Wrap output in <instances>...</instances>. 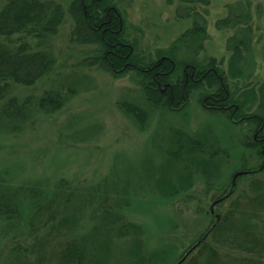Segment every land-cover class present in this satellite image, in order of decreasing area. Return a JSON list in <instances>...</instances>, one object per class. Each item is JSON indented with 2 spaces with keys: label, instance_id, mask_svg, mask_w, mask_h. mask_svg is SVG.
Listing matches in <instances>:
<instances>
[{
  "label": "rangeland",
  "instance_id": "374dc122",
  "mask_svg": "<svg viewBox=\"0 0 264 264\" xmlns=\"http://www.w3.org/2000/svg\"><path fill=\"white\" fill-rule=\"evenodd\" d=\"M52 1L61 4L66 12L58 34L51 38L56 58L54 71L34 87L13 86L9 95L35 100L52 89L67 92L72 87L77 92L60 112H33L22 132L0 134V177L7 180L8 186L22 189V202L29 215L38 213V209L30 204L28 196L40 197L43 191L62 195L60 208L55 202L47 203L49 199L41 201L39 210L42 208L45 213L36 217V224L57 211V220L48 219V223L65 226L67 241L85 245L86 255L93 262L134 264L129 248L139 238L145 243L148 264H174L210 227L213 217L236 198L220 204L230 190L232 177L244 168L256 172L263 166L260 155L242 146L245 137H253L251 126H234L226 117L210 114L192 96L181 113L157 107L146 129H141L117 107L126 100L147 106L143 99L146 95L137 84L138 76L130 72L115 77L97 66L93 58L98 46L78 44L73 38L75 23L69 8L75 0ZM186 1L117 0L118 9L125 14L127 40L136 42L137 54L155 57L157 50L170 49L193 27L196 12L207 22L205 35L190 50L178 53V59L202 65L215 59L228 73L232 56L229 39L241 33L236 29H218L216 23L228 17L229 6L241 1L251 12L253 33L242 63V75L237 79L227 75V79L232 89L264 85V0H209L208 6ZM4 2L0 0V8ZM35 42L32 41L34 48ZM199 44L201 49L195 53ZM181 131L200 139L217 140L229 156L223 163L221 178L211 188L195 171L192 188L167 200L154 187L166 181L179 187L183 182L182 167L168 154L173 135ZM259 177H264V173L241 177L239 190ZM89 196L95 197L93 202L104 206L107 203L111 208L103 210L106 214L102 216V210L95 211L92 205L96 204L90 203L87 212H77ZM123 199L129 201V206H121ZM110 209L116 212L115 217ZM68 217L70 224L59 223ZM28 219L26 216L18 222L0 223V262L13 256L11 249L16 244L21 242L23 247L31 248L35 234H45L47 227L42 226L38 232H30ZM130 224L142 227L144 238L126 232V225ZM155 252L162 253L166 262L152 258ZM26 255L31 258V254Z\"/></svg>",
  "mask_w": 264,
  "mask_h": 264
},
{
  "label": "trees",
  "instance_id": "16d2710c",
  "mask_svg": "<svg viewBox=\"0 0 264 264\" xmlns=\"http://www.w3.org/2000/svg\"><path fill=\"white\" fill-rule=\"evenodd\" d=\"M4 1L0 8V36L4 39L0 43V134L12 135L22 132L33 112L46 115L60 112L77 90L72 87L67 92L52 89L35 100L32 97L19 99L9 95L13 86L34 87L54 71L56 58L51 50V38L58 34L66 12L61 4L52 0ZM188 1L205 6L210 4L209 0ZM116 3L117 0H75L69 8V14L75 23L72 33L74 40L78 44L98 46L97 55L93 58L97 66L115 77H123L130 72L138 76L137 84L146 95L143 99L147 106L126 100L118 103V109L141 129H146L152 111L157 107L162 111L181 113L185 111L190 98L196 96L201 107L210 114L222 115L234 126L250 125L253 137L247 139L244 136L242 146L264 159V85L232 89L227 79V75L232 79L242 75V63L245 52L250 48L253 33L250 10L241 1L237 2L229 6L228 17L216 23L218 29H236L237 33H241V36L235 35L229 39L232 56L227 73L217 65L215 59H209L205 65L178 59V53L190 50L194 42L204 37L207 22L201 14L194 13L193 27L170 49L157 50L155 57H145L137 54L136 42L127 40L125 14ZM32 41H36V48ZM200 49L199 44L195 53ZM185 68L190 77L194 75V79H183ZM156 73H160L158 79H154ZM173 137L168 154L182 167L181 175H185L179 187L167 181L156 183L154 189L159 192L158 195L169 200L190 190L195 171L204 178L208 188L216 184L222 176L219 174L223 163L229 156L227 149L222 148L217 140L200 139L182 131ZM240 172L245 173L243 176L262 174L264 161L256 172L246 168ZM241 177L235 181L232 177L230 190L222 196L220 204L236 198L223 212L213 217L210 227L174 264H264V177L253 179L239 190ZM164 188L167 190L164 191ZM238 190L240 192L236 194ZM21 192L22 189L8 186L7 180L0 177V223L18 222L29 216L27 227L30 232H38L40 226L47 227V230L45 234H35V244L31 248L23 247L21 242L16 244L11 249L13 256L0 264H99L86 255L85 245L67 241L65 226L60 224L61 227H55L52 225L54 223H48V219L57 220V211L51 212L39 225L36 224V217L41 212L45 213L42 208L39 210L41 201L49 199L47 203L55 202L60 208L62 195L45 194L43 191L40 197L36 194L28 196L30 204L38 209V213L29 215L26 214ZM89 197L83 200L77 212H87L90 203L96 204L92 205L95 211L102 210V216L106 214H103V210L111 208L107 203L106 208L104 203L93 202L95 197ZM154 200L152 202H156ZM68 202L69 199L65 203ZM122 205L129 206V201L121 200ZM69 220V217L64 218L59 223L68 225ZM125 230L144 238L145 233L139 225H126ZM129 249L134 264H148L143 239L136 238ZM26 254H31L32 259ZM161 254L155 252L152 258L166 262L167 259H162Z\"/></svg>",
  "mask_w": 264,
  "mask_h": 264
},
{
  "label": "flooded vegetation",
  "instance_id": "af4514ba",
  "mask_svg": "<svg viewBox=\"0 0 264 264\" xmlns=\"http://www.w3.org/2000/svg\"><path fill=\"white\" fill-rule=\"evenodd\" d=\"M194 71V70H193ZM184 72L186 73L185 76L183 77V79H194V75L192 74V76L190 77L188 74V69L185 68ZM160 75V73H156L154 79H158V76ZM166 86V85H165ZM167 88V87H166ZM163 93H165V90L162 89Z\"/></svg>",
  "mask_w": 264,
  "mask_h": 264
},
{
  "label": "water",
  "instance_id": "95a60500",
  "mask_svg": "<svg viewBox=\"0 0 264 264\" xmlns=\"http://www.w3.org/2000/svg\"><path fill=\"white\" fill-rule=\"evenodd\" d=\"M245 173L244 172H239L237 173L235 176H234V181L237 179V177H240L242 175H244ZM213 212V211H212Z\"/></svg>",
  "mask_w": 264,
  "mask_h": 264
}]
</instances>
